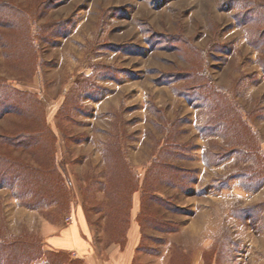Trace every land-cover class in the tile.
Returning <instances> with one entry per match:
<instances>
[{"label": "rangeland", "instance_id": "obj_1", "mask_svg": "<svg viewBox=\"0 0 264 264\" xmlns=\"http://www.w3.org/2000/svg\"><path fill=\"white\" fill-rule=\"evenodd\" d=\"M134 190V264H264V0H0V264Z\"/></svg>", "mask_w": 264, "mask_h": 264}, {"label": "crops", "instance_id": "obj_2", "mask_svg": "<svg viewBox=\"0 0 264 264\" xmlns=\"http://www.w3.org/2000/svg\"><path fill=\"white\" fill-rule=\"evenodd\" d=\"M137 193L134 190L131 195L129 222L126 227L124 243L111 242L108 244L103 250L106 257L102 258L98 253H90L89 234L86 232L90 228L87 223L79 221L76 217L78 213L72 214V219L70 217L67 225L61 228L54 229V226L48 223L41 225L40 228L48 243L47 248L67 250L75 255H81L87 264H134L139 252L141 236V226L138 221L140 194ZM75 212H79L78 209Z\"/></svg>", "mask_w": 264, "mask_h": 264}, {"label": "trees", "instance_id": "obj_3", "mask_svg": "<svg viewBox=\"0 0 264 264\" xmlns=\"http://www.w3.org/2000/svg\"><path fill=\"white\" fill-rule=\"evenodd\" d=\"M221 119V118H220ZM3 137V136H2ZM6 174L7 172L8 173H12L11 174V181L16 179L15 184H21L22 180H25L26 179V174H24L23 172L19 171H13L12 170H8V171H5ZM2 175V178L1 180L3 179L4 176H7L6 174H4L3 172L1 173ZM9 176V175H8ZM8 179V177L5 178V180ZM2 186V185H1ZM19 191V190H18ZM61 191L62 193L64 194L65 193V190H63V188H61ZM44 191H42L40 188L37 189V197H35L36 199H34L35 204H38L39 202H42L43 200H47L49 204H52V203H56L58 201V198H59V194L57 193V196L55 193H52L51 195H46L43 193ZM18 193V192H17ZM54 194V195H53ZM67 194V193H66ZM114 196H116V193L113 194ZM112 195V196H113ZM18 196L19 198H21V196H23L20 192L18 193ZM65 196V194H64ZM113 196V197H114ZM113 197H111L112 199H114ZM23 198H26V197H23ZM156 195L153 194V191L151 190H146L144 191V193L142 194V199H144V202H145V199L146 201L147 200H154V201H157V202H160L159 200L156 199ZM116 199V198H115ZM30 200H32V198L28 197L27 199H21V205H24V206H27V207H35V206H39L38 205H32L31 202H29ZM60 200V199H59ZM142 204H143V200H142ZM144 205V204H143ZM112 208V205H110L107 210L104 209V212L103 214L107 216V219L109 221H113V220H116L118 221V224L116 226H111L110 223H108V225H106L104 227V232L108 235V239L112 240L111 242H120V237H121V233H122V230L124 229V223H127L129 222V209H127V217L125 218V215H126V210H125V213L121 211L117 212V211H113L111 210ZM145 211V210H144ZM142 214V215H141ZM145 213L140 210V220H144V221H148L147 219H145ZM127 227V226H126ZM160 229V228H158ZM123 233L126 234V228L125 230H123ZM125 234L123 236L122 239H125ZM24 240H21L20 242L17 241V244H21L22 245V249L19 252L18 255H20L22 258L21 260V264H26L28 261L32 262L33 260H43L42 258H44V264H74V261L73 259H67L65 258V255L63 253H60V252H54V251H44L42 249V247L39 245V240H38V243H37V249H32V252H30L29 250V246L26 245L24 242ZM27 243H30L29 241ZM30 244H34L33 243H30ZM29 247V248H28ZM32 257V258H31ZM81 264V262H79Z\"/></svg>", "mask_w": 264, "mask_h": 264}]
</instances>
